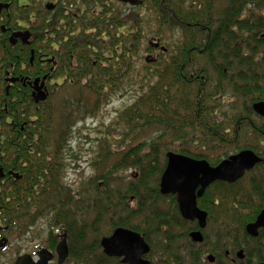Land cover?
I'll list each match as a JSON object with an SVG mask.
<instances>
[{
  "label": "trees",
  "instance_id": "obj_1",
  "mask_svg": "<svg viewBox=\"0 0 264 264\" xmlns=\"http://www.w3.org/2000/svg\"><path fill=\"white\" fill-rule=\"evenodd\" d=\"M49 3L54 10H47ZM0 4L9 5L0 13V169L5 173L0 178V221L21 230L48 217L51 251L57 245L56 229L64 226L67 238H73L70 256L77 260L67 264H121L105 256L100 246L119 227L140 233L151 245V256L160 252L162 259L188 237L195 225L181 217L175 196L160 193L169 152L212 166L247 149L264 158V121L252 108L264 100V0ZM26 30L30 44L19 40L12 45L11 35ZM153 52L158 53L156 61L147 63L144 55ZM44 77L48 99L37 104L30 84ZM10 78L20 81L11 85ZM137 86L133 103L109 127L108 134L118 143L100 144L102 151L93 162H98L100 177L85 193L73 190L60 176L64 165L59 152L67 148L66 140L79 123ZM114 130L119 136L110 133ZM114 156L119 161L115 164ZM121 168L133 170L132 180L113 189L107 174L114 177ZM255 171L262 173L252 183L259 201L236 200L229 211L223 195L234 193L240 182H217L198 201L209 214L208 229L225 212L213 235L220 257L240 246L234 240L241 238L246 249L262 239L263 233L257 239L246 233V226L264 210V186L257 181L264 179V163ZM163 202L169 209L161 208ZM231 212L237 218L233 225L227 221ZM105 220L108 231H97ZM91 230L98 238L89 244L86 233ZM205 237L202 247L189 244L196 252L189 264H200ZM174 255L175 260L163 264H182L184 256ZM252 259L248 248L245 261ZM256 260L264 261V256Z\"/></svg>",
  "mask_w": 264,
  "mask_h": 264
},
{
  "label": "rangeland",
  "instance_id": "obj_2",
  "mask_svg": "<svg viewBox=\"0 0 264 264\" xmlns=\"http://www.w3.org/2000/svg\"><path fill=\"white\" fill-rule=\"evenodd\" d=\"M157 54H158L157 52H153L150 53L149 55L155 58ZM149 55L145 54L144 56L146 57ZM138 92L139 89L137 86L128 89V91L123 92L120 95H117L116 97L113 98L111 103L103 107L95 117L86 119L84 122L79 123L75 127V129H73L71 137L70 138L68 137V139L66 140V142L68 143L67 148L63 152H59V157L62 160V165L65 166V167L63 166V171H61L60 176H62L63 182L65 184L67 183V185L70 186L73 190L77 191L81 189L82 191H84L83 193H85L88 184H90L94 178L98 179V177H100L101 172H99L98 169L99 165L96 168L98 162L96 161V163L93 166V162L95 161V158L99 157L98 150L100 149L102 151V146L100 144L102 141H108L111 142L112 144L118 143V141H116L113 138V136L108 134V130L110 129L109 127L110 125L113 124V122L116 121V119L120 116V114L133 103V101L135 100V95L137 96ZM118 130L121 131L122 129L119 127ZM110 133L114 134V136L115 135L119 136V134L116 133L115 130L113 132L110 131ZM112 160L114 164L119 162L117 160V157L115 158V156L114 159ZM132 171L133 170H128V168H121L119 171L114 173V177L113 175L111 176L110 173L107 174V176L111 180L110 187L113 189L118 187H126V185H128V183L132 180L131 178V175L133 174ZM261 174L262 173L260 171H253L252 173L247 175L243 180L240 181V185H238V188L235 189L234 193H230L228 191L227 194L223 195V197H227L224 204L227 209L230 208L229 211H231V209L234 208L233 202H235L236 200H243V202H248L249 200L259 201L257 199L259 194H257L256 192L254 193V196L252 194V183L253 180L257 179L259 176H261ZM257 181H260L264 186V179L259 178ZM260 192L262 194L264 191L262 190ZM242 207L244 208L243 212L245 213L247 207L246 205ZM133 208L135 210L136 206L134 205ZM161 208L169 209V206L166 205L165 202H163L161 203ZM164 212H169V210ZM224 213L218 216L219 220L217 223L215 222L217 219L216 217L211 223L210 229H208L207 227V229L205 230V234L208 237L204 249L205 255H203V258L206 262L201 261L200 264H208L206 260L208 253L212 250H215L218 247V244H220V243L217 244L215 238L216 235L215 236L213 235H214V231L216 229L219 230L221 223L225 221L226 216ZM136 221L139 223L144 222L143 219L140 217H137ZM227 221L230 222V225H233L237 221V218L234 217V215H232L231 212V214L227 216ZM50 226L51 224L48 221V217L37 219L35 221V225L31 226V228H28L24 231L26 235L23 234L17 240V242L15 243L14 250H10L6 256L4 254V258H3L4 261L1 262L4 263L7 262L8 264H11L13 261L10 260H13L15 258L14 253L16 251H18V253L22 252L23 250L24 251L30 250L32 252L37 250L38 247L48 248L49 240H50L49 234L51 232ZM108 227H109V223H107V221L105 220L104 222L99 224V226H97L96 229L97 231L100 230L101 232H106L108 231ZM59 228H60L59 230L56 229L55 234L57 235L54 237L57 243L62 240V236L64 234L67 235V233H65L66 229L64 228V226H61ZM27 232L29 233L27 234ZM97 238L98 235H96V232H92V230L89 233L88 232L86 233V241L89 244H92V242L97 240ZM11 239L14 240L12 237H10L9 240ZM72 239L73 238H68V246L70 248L72 247ZM239 240L242 239L239 238ZM239 240L237 239L234 241H237V243L240 244V246L230 249V251L236 250L235 254L226 260H223L221 258L220 260L222 261L221 264H233L232 259L235 258L236 252L243 249L244 252L246 253V249L248 248L251 249V253L253 254V259L250 261H243V262L238 261L236 264H259V261L256 260V257L257 255L264 256V236L259 241V245L251 243L250 246L248 245L246 249H245V245ZM190 242L191 241L188 239V237L182 238L178 242H176V245L174 246L173 249L171 247L168 249V254L165 257H163V259L160 252L151 256L150 259L152 261H155L157 264L158 263L163 264L164 261L175 260L176 257L174 254L177 252V254L184 256L183 261H181L182 264H187V263L189 264V262L192 261L191 253L193 252V255L194 253L196 254V252H194V250L189 247ZM73 246L77 247L76 240H73ZM70 248H69V258L64 264H67L68 261H77L76 259L71 258ZM218 251L219 249L215 250L213 254L218 255ZM52 264H57V258L53 261Z\"/></svg>",
  "mask_w": 264,
  "mask_h": 264
},
{
  "label": "water",
  "instance_id": "obj_3",
  "mask_svg": "<svg viewBox=\"0 0 264 264\" xmlns=\"http://www.w3.org/2000/svg\"><path fill=\"white\" fill-rule=\"evenodd\" d=\"M121 2L138 6L141 0H120ZM8 4H0V13L3 9H8ZM55 6L48 4L47 9L52 10ZM6 29L3 27V32ZM30 31L13 33L10 37L12 45H16L20 40L23 44H30ZM154 48L160 44L151 43ZM165 51V48H161ZM33 61V58H32ZM148 63L156 60L151 56L147 57ZM47 77L42 80L36 79L30 84L34 90L33 98L38 104L48 99V91L45 86ZM20 81L19 78H10L8 82L12 85ZM9 90V87H8ZM253 110L264 118V102L256 103ZM167 167L161 177L160 193L163 196L175 195L179 204L182 217L187 221L198 220L201 229L207 227L208 214L198 207V198L202 197L209 186L215 182L222 181L235 183L240 180L247 171L252 170L263 159L250 150L243 151L231 156L216 167L211 166L205 160H195L188 156L169 152L167 154ZM11 175L19 178L17 174ZM4 177L3 169H0V178ZM264 229V211H262L255 222L247 225V234L253 238L259 236V231ZM195 243H203L204 237L200 231L190 234ZM101 248L104 255L109 258L121 259L122 264H151L144 257L151 252V247L146 243L144 237L139 233L126 228H117L111 236L101 240ZM57 264H64L69 258V246L67 235L62 236V240L56 248ZM240 259L244 258L243 251L238 254ZM54 254L47 249L39 252V261H34L30 256L20 257L16 264H52ZM211 260L213 256L209 257Z\"/></svg>",
  "mask_w": 264,
  "mask_h": 264
},
{
  "label": "flooded vegetation",
  "instance_id": "obj_4",
  "mask_svg": "<svg viewBox=\"0 0 264 264\" xmlns=\"http://www.w3.org/2000/svg\"><path fill=\"white\" fill-rule=\"evenodd\" d=\"M47 10H49V9H47ZM49 11H51V10H49ZM160 50V49H159ZM33 92V91H32ZM33 94V93H32ZM259 102H264V100H260V101H257V102H255L254 104H253V106L256 104V103H259ZM253 106H252V108H253ZM254 111V110H253ZM254 113L257 115V116H259L255 111H254ZM263 121H264V118L263 117H261V116H259ZM247 150H250V149H247ZM243 151H246V150H242V151H239L238 153H236V154H232L231 156H234V155H237V154H239V153H241V152H243ZM250 151H252V152H254L253 150H250ZM255 153V152H254ZM256 154V153H255ZM257 156H259L258 154H256ZM230 156V157H231ZM230 157H228V158H226V159H224L223 161H225V160H227V159H229ZM260 158H262L263 159V162H261V163H259V164H257L252 170H250V171H247L245 174H244V176L240 179V180H238L237 182H235V183H228V184H232V185H238V183L241 181V180H243L247 175H249L250 173H252L253 171H255V169L257 168V167H259L260 165H262L263 163H264V158L263 157H261V156H259ZM191 158V157H190ZM192 159H195V158H192ZM195 160H204V159H195ZM205 161H207V160H205ZM222 161V162H223ZM208 162V161H207ZM221 162V163H222ZM209 163V162H208ZM220 163V164H221ZM210 164V163H209ZM211 165V164H210ZM219 165V164H218ZM217 165V166H218ZM212 166V165H211ZM167 167V166H166ZM213 167H216V166H213ZM9 175L10 176H13V175H11L10 174V172H9ZM163 175V174H162ZM4 177H5V173H4ZM4 177H2L1 179H3ZM15 177V176H14ZM16 178V177H15ZM16 179H20V178H16ZM160 182H161V180H160ZM218 182H222V181H218ZM215 183H217V182H215ZM214 183V184H215ZM224 183H227V182H224ZM213 185V184H212ZM211 185V186H212ZM211 186H209L208 188H210ZM208 188H207V190H208ZM206 190V191H207ZM206 191H205V193H206ZM205 193H204V195H205ZM203 195V196H204ZM169 196H171V195H169ZM172 196H175V195H172ZM202 196V197H203ZM176 197V196H175ZM202 197H200V198H198V201H199V199H201ZM176 200H177V197H176ZM177 204H178V201H177ZM198 207H199V205H198ZM178 208H179V204H178ZM199 209L200 210H202V211H204V212H206L205 210H203V209H201L200 207H199ZM262 211H264V210H262ZM261 211V212H262ZM260 212V213H261ZM179 213H180V215H181V212H180V208H179ZM207 213V212H206ZM259 213V214H260ZM208 214V213H207ZM181 217H182V215H181ZM258 217V216H257ZM256 217V218H257ZM183 218V217H182ZM184 219V218H183ZM185 220V219H184ZM208 220H209V214H208V218H207V227H208ZM256 220V219H255ZM185 221H187V220H185ZM187 222H189V223H192V225H195V228L194 229H192V230H190V232H189V234H188V239L191 241L190 242V244L191 245H193V246H197V247H202L203 246V244L205 243V230L207 229V227L205 228V229H201L200 227H199V225H198V220H195V221H187ZM26 229H19L18 227H8V226H5V225H3L2 223H1V221H0V264H8L7 262H1V261H4L3 260V258H4V254H5V256L8 254V252L10 251V250H14V248H15V243L17 242V240L20 238V236H22L23 234L24 235H26L25 234V231ZM198 231H200L201 233H202V235H203V237H204V242L203 243H195V242H193V240L191 239V236H190V234L191 233H193V232H198ZM264 229H262V230H260L259 231V236H258V238L260 237V235L263 233V236H264ZM29 232H27V234H28ZM12 237L14 240H9V238L10 237ZM262 236V237H263ZM57 238V237H56ZM145 239V238H144ZM146 241V240H145ZM60 243V241L57 243V245H56V248H57V246H58V244ZM146 243L151 247V245L146 241ZM56 248H55V252H52L53 254H54V257L56 258ZM42 249H47L48 250V248L46 247V248H44V247H38L37 248V250H35V251H22V252H19L18 253V251H16L15 253H14V255H15V258L13 259V260H10V261H13L11 264H16L17 263V261H18V259L20 258V257H23V256H26V255H28V256H30L34 261H39V252L42 250ZM235 251L236 250H232V251H230V250H227V251H225V255H224V257H220L219 256V254L218 255H214L213 253H208V255H207V258H206V260H207V262H208V264H221V262L222 261H220L221 260V258L223 259V260H226V259H229L230 257H232L234 254H235ZM240 251H243V253H244V258H242V259H240L239 257H238V254H239V252ZM151 252H152V248H151ZM151 252L148 254V255H146L145 257H144V259L146 260V261H150V263H151V259H150V257H151ZM234 252V253H233ZM192 255H193V252L191 253ZM210 256H213V259L211 260L209 257ZM55 258H54V260H55ZM111 259H117V258H111ZM181 259H182V256H181ZM245 259H246V253L244 252V250L243 249H241V250H239L238 252H236V255H235V258H233L232 259V263L233 264H236L238 261L239 262H243V261H245ZM53 260V261H54ZM119 261H121V259H118ZM6 261V260H5ZM201 261H205L204 260V258L202 257L201 258ZM206 262V261H205ZM259 264H264V261H261V262H259Z\"/></svg>",
  "mask_w": 264,
  "mask_h": 264
}]
</instances>
